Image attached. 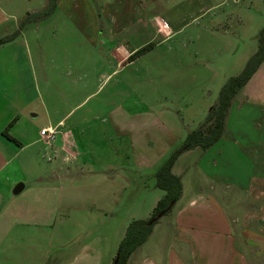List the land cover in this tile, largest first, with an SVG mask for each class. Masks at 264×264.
<instances>
[{
    "label": "rangeland",
    "instance_id": "obj_1",
    "mask_svg": "<svg viewBox=\"0 0 264 264\" xmlns=\"http://www.w3.org/2000/svg\"><path fill=\"white\" fill-rule=\"evenodd\" d=\"M7 3L14 16L21 17L20 25L26 16L23 11L41 9L45 0ZM0 4L6 3L0 0ZM173 5L177 9L167 11ZM148 8L141 16L145 21L140 44L142 48L153 47L113 78V83L126 88L117 89L110 103L114 108L120 101L124 109L125 117H120L115 130L121 131V126L127 129L125 125H130V134L134 137L136 125L152 153L158 152L154 169H140L131 164L129 142L116 136L107 122L102 124L107 121L104 118L99 123L93 122L86 133L84 129L83 134L78 133L85 153L78 167L67 162L56 172L55 144L47 146L49 160L42 152H35L41 144L15 151L14 161L0 176V264H102L105 257V263L110 264L108 256H112V264L127 227L133 221L149 220L157 203L165 197V192L156 186L160 165L204 122L209 109L216 105L221 88L256 53L257 37L264 27V0H156ZM178 10L181 12L176 13ZM155 14L170 29L169 35L158 36L148 25ZM59 18L54 12L51 19L42 21L39 37L56 39L62 35L67 39L71 31L62 27L63 20ZM31 24L21 29L26 32ZM34 27L30 30L39 29ZM1 32L0 29V36ZM48 49L52 52L53 47ZM61 49L57 63L64 69L68 62L74 61L72 56L77 49L58 47V51ZM84 50L86 47L80 46V54L84 55ZM16 61L17 71L28 70L21 52H17ZM205 61H208V72L203 69ZM48 68L53 74L51 64ZM16 81L25 82V78ZM51 88L54 96L49 107L52 110L72 103L67 92L60 95L52 84ZM82 97L79 90L75 99H70L76 102ZM103 97L107 96L102 93L87 99L80 113ZM23 98V92L15 96L17 101ZM242 98L239 92L233 99L238 111L230 109L222 139L212 149L185 151L174 162L172 174L180 178L181 195L171 212L154 223L146 242L135 251V259L150 251L157 259L165 258L177 209L190 198L207 192L212 194L213 203H223L221 207L227 216L241 220L240 225H234L235 230L246 228L258 235L264 234L260 229L264 227L260 221L261 217L264 219V194L261 193L264 191V111L246 104L241 107ZM261 98L260 90L255 99ZM38 108L36 100L30 111L22 113L26 121L13 132L23 133L29 123L28 140L31 141L45 121ZM115 110L112 112L116 113ZM32 114L37 118H31ZM0 118L3 119V114ZM12 145L18 147L15 143ZM253 145L255 148L246 153L240 150ZM117 170L119 177L114 180ZM5 176L8 179L4 184ZM19 185L24 188L14 195L13 190ZM199 197L205 202L206 196ZM249 202L253 206H248ZM247 211L258 213L253 215L259 217L252 215L242 225ZM188 217L185 221L195 233L209 236L227 233L226 227L209 215L191 222ZM234 229L229 228L235 233ZM249 235L253 237L252 233ZM250 249L249 264L264 263L263 253L255 255L260 250ZM101 256H104L103 262H100Z\"/></svg>",
    "mask_w": 264,
    "mask_h": 264
},
{
    "label": "crops",
    "instance_id": "obj_2",
    "mask_svg": "<svg viewBox=\"0 0 264 264\" xmlns=\"http://www.w3.org/2000/svg\"><path fill=\"white\" fill-rule=\"evenodd\" d=\"M3 1L6 4H0V29L2 31L0 38L10 36L14 31H17L18 35L12 41L0 45V114H3V119L0 118V176L14 161L15 151L21 150L23 147L28 148L41 144V148L35 152H42L43 155L48 153L51 156L39 136V131L47 127L55 128L57 131L54 143L57 159L53 161L56 164V172L61 171V165L63 166L67 162L73 163L74 167L80 166V158L83 159L85 153L82 152V147L79 144L78 133L83 134V129L86 133L93 122L99 123L103 118L107 121H103L102 124L107 122L110 127H113L116 136H120L122 140L129 142L131 164L140 169H154L159 159L158 152L153 151L152 153V148L147 145L145 138L143 139L140 136L139 130L137 131L138 127L135 125L134 137L130 134L132 133L130 125H125L127 129L121 126V131L119 128L115 130L114 126H117L120 117H125V115H123L124 111L122 110L124 109L121 107L120 101L113 108L110 98L112 99L113 94H117V89L126 88L122 84L113 83V78L128 66L136 63L142 55L131 61L128 59L142 49L143 44H140V39L143 35L145 20L141 16L148 12V6L156 0H58L53 13H58L59 19L63 20L62 27H65L67 31L68 29L71 31L67 39L62 35L56 39H52L53 37L49 39L44 35L43 38L39 37L40 28L43 25L42 21L51 19L53 13L40 19V22L37 20L38 24L33 23L39 29L30 30L35 28L31 23L29 24L32 27L28 25L29 30L27 26L28 31L25 32L24 28L19 29L18 22L21 17L14 16V13L8 7L9 3L7 1L9 2V0ZM46 3L47 0H45V5L41 9H25L23 14L39 12L46 6ZM176 9V6L173 5L168 7L167 11H175ZM149 12H152V9ZM180 12L181 10H178L176 13ZM157 18L156 14L153 15L152 20L148 21V25L158 36L169 35L170 29L167 28L166 31L163 28L165 24L161 21V24L156 23ZM10 20L12 21L11 24L8 23ZM80 46L86 47L84 55H82L83 53L80 54ZM49 47H53L52 52L48 49ZM58 47H69L71 50L73 48L77 49L72 56L74 61L68 62L64 69H60L59 62L57 63L59 53H62V49L58 51ZM17 52L23 54V62L27 63L28 70L25 72L16 70ZM62 56L65 57L64 53ZM80 58L81 63H79ZM205 63L203 69L208 72L210 71L208 61H205ZM50 64L53 74L49 73L48 65ZM232 77H235V75ZM23 78H25V82L18 83L16 81V79L21 81ZM51 84L55 87L54 90L57 93L62 95L67 92L68 97L73 99L80 90L83 99L74 102V100L68 98L72 102L71 104L66 107H63V104L61 108H56L58 111L56 109L52 110L49 107V102L54 96ZM260 90L262 91V98L257 101L255 98ZM18 92H23L24 95V98L20 101L15 99ZM239 92L244 96L241 103H239L241 107L246 104L264 111V61ZM102 93L107 97H103L90 109L80 113V108L87 99L89 100L94 95L97 96ZM122 93H124V90ZM36 100L39 104L37 111L39 110L43 114L45 121L41 123L42 125L30 141L28 140L30 134L29 123L23 133H15L13 130L22 121H26L22 113L30 111L29 107ZM232 105L230 109L237 110L239 108L234 107L233 103ZM113 110L116 113H113ZM31 118H37V115L32 114ZM7 127L8 135L16 142L10 141L3 135ZM12 143H15L18 147L12 145ZM212 147L205 151L208 152ZM251 148H255L254 145L250 148H240V150L242 153H246ZM220 157H222V154H220ZM119 171L115 172L114 180L119 177ZM7 179V176H5L2 182L5 184ZM23 188L24 186L21 190ZM13 193L14 195L17 193L15 189ZM261 193L264 194V191ZM203 194L190 198L174 214V223L171 222L170 244L165 258L160 257L157 259L150 251L139 260L138 258L135 259L134 252L126 264H249L250 248L260 250L255 255L261 253L264 255V234L258 235L257 232H250L246 228L235 230L234 225H240L241 220L237 216L235 219L227 216V213L221 207V205L224 206L223 203L219 205L218 202L213 203L211 201L212 194L210 192ZM200 195L206 196L205 202L198 199L201 198ZM251 203L249 202L248 206H253ZM253 214L257 215L258 213L245 212L242 225L245 221H249ZM186 215H189L190 222L198 219V217L201 218L202 215H209L213 220L220 221L221 226L226 227L227 233L216 236H209L203 232L195 233L192 227L188 226V222L185 221ZM256 215L253 216L258 218L259 216ZM260 219H262L260 221H263L264 225L263 217ZM173 226H175V231L172 230ZM230 226L235 230V233L229 230ZM260 229L264 233V227ZM250 233L253 234V237L249 235ZM108 257V263L111 264L112 256ZM103 258L104 256L100 257V262H103ZM105 262L106 257L102 264H106Z\"/></svg>",
    "mask_w": 264,
    "mask_h": 264
},
{
    "label": "trees",
    "instance_id": "obj_3",
    "mask_svg": "<svg viewBox=\"0 0 264 264\" xmlns=\"http://www.w3.org/2000/svg\"><path fill=\"white\" fill-rule=\"evenodd\" d=\"M57 2L58 0H47L46 6L41 11L27 14L21 20L19 29L31 22L51 15L57 6ZM17 35L18 33L16 32L10 36L0 38V45L12 41ZM257 40L258 49L256 53L248 59L242 71L237 76L231 77L221 88L218 93L217 103L209 109L204 122H202L196 130L191 131L186 136L182 146L173 151L167 160L159 167L156 174V186L165 192V197L157 203L149 220L133 221L127 227L115 254V257H117V264L127 263L129 257L146 242L151 233L152 226L157 221L156 216L161 212H163L165 216L171 211L173 205L179 199L182 192V184L180 178L173 175L171 172L173 164L179 155L194 148H199L202 151L208 150L220 140L225 129V119L233 99L264 61V27L260 31ZM152 47L153 45H148L138 50L129 57V60H134ZM8 127L4 130L3 135L10 141L16 142V140L8 135Z\"/></svg>",
    "mask_w": 264,
    "mask_h": 264
},
{
    "label": "built area",
    "instance_id": "obj_4",
    "mask_svg": "<svg viewBox=\"0 0 264 264\" xmlns=\"http://www.w3.org/2000/svg\"><path fill=\"white\" fill-rule=\"evenodd\" d=\"M156 21V23L161 24L160 20L157 19ZM163 28L167 31V27L165 25H163ZM39 136L43 145L47 147L48 145H54L56 141L57 131L52 127L42 128L39 131ZM44 155L48 160L50 159L48 153H45Z\"/></svg>",
    "mask_w": 264,
    "mask_h": 264
},
{
    "label": "water",
    "instance_id": "obj_5",
    "mask_svg": "<svg viewBox=\"0 0 264 264\" xmlns=\"http://www.w3.org/2000/svg\"><path fill=\"white\" fill-rule=\"evenodd\" d=\"M22 187H23V185H19V186L15 189V191H16V192H19V191L22 189ZM163 215H164V213L161 212L160 214H158V215L156 216V219H157V220L160 219ZM112 264H117V257H115V259H114V261H113Z\"/></svg>",
    "mask_w": 264,
    "mask_h": 264
}]
</instances>
